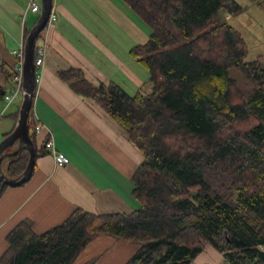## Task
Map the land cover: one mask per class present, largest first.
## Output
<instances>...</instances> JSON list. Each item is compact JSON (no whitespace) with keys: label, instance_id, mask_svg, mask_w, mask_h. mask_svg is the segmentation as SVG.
<instances>
[{"label":"trees","instance_id":"obj_1","mask_svg":"<svg viewBox=\"0 0 264 264\" xmlns=\"http://www.w3.org/2000/svg\"><path fill=\"white\" fill-rule=\"evenodd\" d=\"M249 1L264 12L262 0ZM122 2L150 29L147 42L130 52L149 74L148 90L130 95L113 83L95 86L75 68L58 77L103 109L141 154L132 176L138 208L76 209L41 234L19 222L6 236L0 264H73L100 236L138 246L125 264H191L206 246L225 264L264 263V56L247 60L241 33L217 21L242 7L235 0ZM37 124L31 106L36 157L48 140L36 148ZM28 161L23 147L9 159L6 176L20 177Z\"/></svg>","mask_w":264,"mask_h":264},{"label":"crops","instance_id":"obj_2","mask_svg":"<svg viewBox=\"0 0 264 264\" xmlns=\"http://www.w3.org/2000/svg\"><path fill=\"white\" fill-rule=\"evenodd\" d=\"M29 1L0 0V90L5 94L12 87L11 69L16 63L12 52L24 44L26 33L39 18V13L28 12L21 21ZM34 1L41 8V0ZM52 4L56 20L36 41L38 45L47 40V56L44 67L36 72L32 100V115L44 127L35 134V144L42 148L51 136L69 163L58 166L50 155H40L25 184L1 192L0 257L7 249V234L19 222H29L41 234L63 223L76 209L114 214L138 208L132 197V176L142 162L141 154L103 109L75 93L58 73L79 69L89 83H113L130 95L148 90L147 74L130 53L147 42L148 34L122 0H52ZM18 97L3 115L9 112L12 120L0 129L2 138L16 126L19 111L10 110ZM4 108L2 99L0 112ZM17 146L10 148L14 152ZM137 249L135 244L100 236L73 264H125ZM191 264L225 263L206 246Z\"/></svg>","mask_w":264,"mask_h":264},{"label":"water","instance_id":"obj_3","mask_svg":"<svg viewBox=\"0 0 264 264\" xmlns=\"http://www.w3.org/2000/svg\"><path fill=\"white\" fill-rule=\"evenodd\" d=\"M53 8L52 0H41L39 18L29 31L24 42V61L22 67V103L18 112V119L14 130L0 143V194L3 186L19 187L25 184L33 171L35 163V148L29 135L28 118L32 106L36 86V69L34 66V51L40 33L45 29ZM17 143L16 150L4 155V151ZM25 147L29 152V161L23 174L15 179L7 177L1 172V164L5 158H12Z\"/></svg>","mask_w":264,"mask_h":264},{"label":"rangeland","instance_id":"obj_4","mask_svg":"<svg viewBox=\"0 0 264 264\" xmlns=\"http://www.w3.org/2000/svg\"><path fill=\"white\" fill-rule=\"evenodd\" d=\"M235 1L242 7V12L236 15H229L225 12H221L217 17V21L219 23H227L241 33L246 44L248 45L249 52L247 60H253L259 55L264 56V12L260 10L256 4L250 2L249 0ZM262 1L264 2V0ZM132 16L137 22H139L143 26L144 30H146L147 34L149 35L150 29L148 28V26L142 23L140 19L136 18L134 14ZM142 71L147 74L148 79V72L144 68H142ZM230 76L236 79L238 86L242 90H250L251 86L247 83V81L237 70H231ZM146 88L147 87H145L144 89L146 90ZM15 102L16 104L11 108L10 111L15 109V112L17 113L22 103V96L19 95ZM11 120L12 114L10 115L9 112H7L6 115L0 120V129H3V127L6 125V122ZM3 139L4 138H2L0 133V143ZM12 152L13 149L9 148V150L7 149L6 152H4V155L10 154ZM8 161L9 158H5L3 160L1 164L2 173L7 172Z\"/></svg>","mask_w":264,"mask_h":264},{"label":"built area","instance_id":"obj_5","mask_svg":"<svg viewBox=\"0 0 264 264\" xmlns=\"http://www.w3.org/2000/svg\"><path fill=\"white\" fill-rule=\"evenodd\" d=\"M33 13L37 14L40 13V7L39 5L34 1L30 0L27 9L22 13L21 15V21L23 22L25 19V16L27 13ZM56 16L51 12V15L49 17V20L47 22V25L45 27L48 28L53 22H55ZM16 63L12 67V75L10 77V81L12 83V87L10 91L3 96V101L5 104V108L3 109L2 112H0V119L3 117L5 114L6 109L10 104L13 103L15 98L18 95L23 96V90H22V82H23V77H22V67H23V61H24V44L21 43L20 47L17 50H14L12 52ZM47 56V40L43 38L41 40V43L35 46V51H34V66L36 69V72L40 69H42L45 65V59ZM37 81V79H36ZM34 120L37 122L36 118ZM35 125V132L38 133L40 130L44 129L42 125L39 124ZM50 133V132H49ZM50 135V134H49ZM45 151L46 154L50 155L55 164L58 166H64L69 163L68 158L63 154L57 151L53 139L51 136H49L48 140L45 143ZM256 264V263H254ZM259 264H264V263H259Z\"/></svg>","mask_w":264,"mask_h":264}]
</instances>
